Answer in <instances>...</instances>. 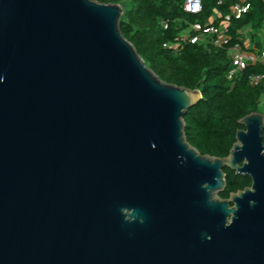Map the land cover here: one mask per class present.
Segmentation results:
<instances>
[{
  "label": "water",
  "instance_id": "water-1",
  "mask_svg": "<svg viewBox=\"0 0 264 264\" xmlns=\"http://www.w3.org/2000/svg\"><path fill=\"white\" fill-rule=\"evenodd\" d=\"M97 0H0V264H264V112L226 157ZM224 167L252 184L222 198Z\"/></svg>",
  "mask_w": 264,
  "mask_h": 264
},
{
  "label": "trees",
  "instance_id": "trees-1",
  "mask_svg": "<svg viewBox=\"0 0 264 264\" xmlns=\"http://www.w3.org/2000/svg\"><path fill=\"white\" fill-rule=\"evenodd\" d=\"M97 1L122 5L124 36L162 80L190 89H196L201 83L202 99L184 116L186 138L202 154L229 155L237 130L244 128L239 119L260 111L264 100V85L255 86L250 82L252 75L264 74V63L248 65L231 82L227 78L231 64L229 50L236 43L244 47L241 31L247 26L253 29L254 43L261 50L264 48L259 37L264 26V0H202L203 10L198 14L186 12L183 0ZM239 2L244 9L236 14L233 6ZM198 21L225 24L231 35L230 43L218 46L211 42L206 46L188 42L175 46L176 38ZM163 22L168 25L165 27ZM224 171L227 176L226 188L220 193L222 198L252 184L249 176L237 175L228 167Z\"/></svg>",
  "mask_w": 264,
  "mask_h": 264
},
{
  "label": "built area",
  "instance_id": "built-area-1",
  "mask_svg": "<svg viewBox=\"0 0 264 264\" xmlns=\"http://www.w3.org/2000/svg\"><path fill=\"white\" fill-rule=\"evenodd\" d=\"M244 1V0H243ZM222 1H220L221 3ZM183 9L192 14L201 13L203 10L202 0H183ZM242 2L236 3L233 6V11L236 14H240L243 11ZM166 27L168 24L163 22ZM231 41V35L228 33L226 26L216 25L212 23H193L188 32L180 34L175 41V46H184V44L190 43H204L208 45L213 42L218 46H226ZM165 46H168L167 44ZM231 64L227 72V78L231 82H235L241 75L242 71L250 64L263 62L264 63V48L256 53L245 51L240 43H236L230 47ZM251 84L264 85V74H254L250 77Z\"/></svg>",
  "mask_w": 264,
  "mask_h": 264
},
{
  "label": "crops",
  "instance_id": "crops-1",
  "mask_svg": "<svg viewBox=\"0 0 264 264\" xmlns=\"http://www.w3.org/2000/svg\"><path fill=\"white\" fill-rule=\"evenodd\" d=\"M221 26H226V25L222 24ZM241 32H242V39L244 40L243 48L245 51L256 53L261 50V48H259L252 39L253 29L250 26L245 27ZM259 37L264 46V26L262 28V31L259 33Z\"/></svg>",
  "mask_w": 264,
  "mask_h": 264
},
{
  "label": "rangeland",
  "instance_id": "rangeland-1",
  "mask_svg": "<svg viewBox=\"0 0 264 264\" xmlns=\"http://www.w3.org/2000/svg\"><path fill=\"white\" fill-rule=\"evenodd\" d=\"M186 32H188V30L184 31V33H186ZM260 111H261V112H264V100L262 101Z\"/></svg>",
  "mask_w": 264,
  "mask_h": 264
},
{
  "label": "clouds",
  "instance_id": "clouds-1",
  "mask_svg": "<svg viewBox=\"0 0 264 264\" xmlns=\"http://www.w3.org/2000/svg\"><path fill=\"white\" fill-rule=\"evenodd\" d=\"M3 81V77H0V82H2Z\"/></svg>",
  "mask_w": 264,
  "mask_h": 264
}]
</instances>
